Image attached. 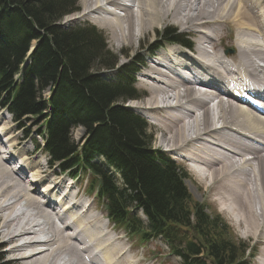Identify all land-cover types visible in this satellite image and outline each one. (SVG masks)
Segmentation results:
<instances>
[{
  "label": "bare ground",
  "instance_id": "1",
  "mask_svg": "<svg viewBox=\"0 0 264 264\" xmlns=\"http://www.w3.org/2000/svg\"><path fill=\"white\" fill-rule=\"evenodd\" d=\"M83 1L82 16L111 30L120 46L133 45L136 39L154 30L162 18H175L183 30L199 33V56L180 46H170L157 53L156 61L150 60L147 72L139 75L143 84L151 88L153 97H147V103L140 107L147 110L146 114L152 111L162 115L161 124L171 133L170 148L166 149L185 152V160L201 167L199 178L211 182L207 187L224 195L226 209L243 213V224L254 235L259 230V243L264 246V79L260 77L264 75V0ZM230 22L237 26L236 53H214L219 31H234ZM227 54L237 55L228 62L224 59L230 58ZM195 82L208 84L211 89L192 88ZM257 99H263L259 105L255 104ZM209 122L214 126L209 127ZM14 127L1 128L0 138V246H8L9 259L17 264H135L116 242L118 237L110 224L92 212L88 201L81 197L80 209L79 203L73 209L67 206L78 200L74 194L78 193V197L80 192L74 191L73 184L56 180L57 175L50 179L43 175L45 170L29 161L30 150H23L26 168L17 173L13 151L20 138ZM242 132H249L250 142L239 141ZM181 147L193 148L195 157L189 148ZM28 168L35 170L31 177L34 185L22 177ZM45 182L43 194L39 195V185ZM22 195L34 207V213H42L51 220L49 224L54 223L52 235L39 228L30 213L10 207L11 203H19L14 199ZM261 255L264 259V249Z\"/></svg>",
  "mask_w": 264,
  "mask_h": 264
},
{
  "label": "trees",
  "instance_id": "2",
  "mask_svg": "<svg viewBox=\"0 0 264 264\" xmlns=\"http://www.w3.org/2000/svg\"><path fill=\"white\" fill-rule=\"evenodd\" d=\"M76 11L77 0H0V106L17 122L35 117L43 126L40 135L46 131L44 151L51 165L77 169L76 178L83 173L88 192L129 235L161 238L181 264H252L256 249L248 254L250 244L192 198L183 180L190 177L187 171L152 147L146 120L123 105L139 97L140 60L118 65L120 58L92 24L63 29L60 20ZM158 40L150 51L164 41L192 45L173 26ZM96 58L101 64L93 63ZM102 69L116 71V78L103 77ZM77 125L86 131L80 147L71 137ZM99 156L112 172L94 161Z\"/></svg>",
  "mask_w": 264,
  "mask_h": 264
},
{
  "label": "rangeland",
  "instance_id": "3",
  "mask_svg": "<svg viewBox=\"0 0 264 264\" xmlns=\"http://www.w3.org/2000/svg\"><path fill=\"white\" fill-rule=\"evenodd\" d=\"M126 3H128V2L126 1ZM84 6H85V1L77 0L78 11H76L72 14H69V15L65 16L64 18H62L59 22V25L63 29L64 28L65 29L72 28L73 25H82V23H84V22H88L89 24L97 26L101 31H103V33L105 35L104 38H105V42H106V45H107V48L109 49V51L113 55L118 56L120 58L119 64H118L120 66H122L124 64H128V63H132L133 60L138 59V58L140 59L141 57L146 58V61H147L149 59V54H148L149 50L148 49L155 42L160 41V40H158L159 33L161 34L165 28L170 27V26L178 28L179 32H181V33H185V34L192 36L193 42H195V46L192 49L197 50L196 45L198 44V41H199L198 40L199 39V33L197 31H194V30L193 31L183 30V28H181V25L175 22L176 19L172 18V17L165 18V19L162 18V21L159 24H157V26L154 28V30H150V32L147 33L146 35H144L141 39H136L133 45L125 43V44H122L121 45L122 47H121L120 45H118V41L115 38L116 36H113L111 34V32H110L111 30H109L106 27L100 26L98 24V22H96L94 20H91L87 17L82 16V12L85 10ZM187 10H188V8H186L184 10V12H186ZM229 27H233L234 31H232V33H230L231 32L230 29H226V30L223 29V30L219 31V33L221 35L219 34V37H218L219 39H217V46L215 49L216 51L214 50V53H218L220 55H223V53L226 54L224 52L225 50H228L229 53H236L234 46H235V40L237 39V36L235 34L237 26L235 27L234 24H232L230 22ZM203 30H204V28H203ZM224 30L226 32H224ZM226 33L230 34V36H227ZM196 35H197V40H196ZM194 36H195V38H194ZM254 39L256 40V37H254ZM166 42L167 41H164V43H166ZM36 45H37V43L34 41L32 46H31V50L35 49ZM119 46H120V48H119ZM170 46H175V45H173L172 43H167V44H165L164 47H170ZM220 49H222V50L224 49V51L221 53ZM123 51L128 52L129 55H123L122 54ZM227 55L230 58H224V59L228 62H232L231 58H235L237 54H235V55L234 54H227ZM29 60L30 59L28 57L27 58L28 63H29ZM93 63L94 64H101L99 62V58H96ZM259 63H261V62H259ZM99 66L100 65H97V66L95 65L94 68H98ZM145 70H146V68H142V73ZM99 73L103 74L104 75L103 77H111L112 79L116 78V76H117L116 71L112 72L113 74H111V76H109L108 74H105L106 70H103V69L100 70ZM232 76L238 78L237 76H235L233 74H232ZM260 77L264 79V75L261 74ZM253 82H255L254 78H253ZM141 83H142L141 80L138 78L137 79V87L140 90L146 92V96H148L149 97L148 99L150 100L153 97L151 88L148 89L145 84L142 85ZM248 83H249V81H248ZM254 90H256V89L254 88ZM50 92L51 91L49 89H47L46 91L45 90L43 91V94L48 98ZM146 96H144V97H146ZM144 97L141 99H137V98L127 99V100H125L123 105L126 106L127 104H129L130 106H133V105L139 104V106H142V105L144 106L145 105L144 103H147L146 98L144 99ZM216 109H218V108H215V110ZM217 112H219V110H217L216 113ZM159 114L160 113L157 114L155 112H151L148 115L149 122L152 124V126L156 130V133H153L152 134L153 136H150V138L152 140V147H154L156 150L164 151L165 154H168L174 160L179 162V164L182 165L186 170L188 169V171L191 173L192 179L189 181L186 180V184L188 183L187 186L189 187L193 198L195 200H198L199 202H201L203 205H205L208 208L211 215H213L215 213L221 214L222 217L225 218L229 222L228 224H230L233 227V229L235 230V233L238 236L244 238L245 240L250 242L252 245H258V254H257V257L254 258L253 264H264V259L262 258V255H261L262 250L264 249V246L259 243V230H258L256 235L250 233L248 228L245 227V224H243V220H242L243 213L236 211V210L234 211L233 209H230V210L226 209V207L228 206L227 205L228 202L226 201V198L224 197V195L219 194L217 189L210 187L211 182H208V180L205 181L204 179L199 178L198 170H202V168L195 165L191 161L185 160L183 158L186 156L185 152H183V153L171 152V151H168L166 149L167 147H169L168 141H169V137H171L170 136L171 133L169 132L170 130H166L163 127V125L161 124L162 115L161 114L159 115ZM0 117H1V120H0L1 126L0 127H4L5 125L7 127L15 126L14 131L16 132V134L20 138V143H19V145H17L14 148L13 152L16 153L18 156H22L25 154L24 151L30 150V151H27L28 153L31 152L29 154L30 155L29 161L30 162H32V161L36 162L38 164L37 167L40 168L41 171L45 170V174H43V175H48L49 179H50V177L57 175L58 179H56V180L62 179L67 183L68 186L73 184V186L75 188L74 191L75 192L79 191L80 196L77 197L76 194H78V193H75L74 197L78 198V200L73 205H67V206L70 207V209H73L79 203L78 209H80V208H82L81 207L82 200L84 202L88 201V204L92 205V207H90V209L92 208V212H94L95 214H99V216L101 217V221H103L107 224H110V227L114 230V231L112 230V233L114 234V236L116 235L118 237V239L116 238V242L124 250H126L128 252V256L130 257V259L132 261L135 262V264H139V263L140 264H178V262H179L178 258H175V257L169 255V253H167V252H169V249L166 246V244H164V243L162 244L160 241H150V242H148V244L144 245L139 239L135 238L134 236H129L125 232L124 228H121L118 225H113L112 223H110L107 220L106 215L104 214L105 209L101 206V203L99 202V200L97 198L94 199L90 194H88L87 182L85 180L86 177L85 178L80 177L79 179H76V178L72 179L71 175H69V173H62V171L58 165L57 166H51L47 163V161H46L48 159L47 155H45L41 151V149L37 150L38 149L37 143L39 142L42 145L43 140L38 135L39 130H40V128H38V127H39L40 123L35 122L36 118L29 115L27 118H25L21 122L17 123L15 121H13V119L11 118V116L8 114V112L6 110H2L1 108H0ZM209 123H211V122H209ZM217 124H219V123H217ZM160 125H161L163 131H162V129H160ZM208 126L209 127L214 126V124L211 123ZM84 129H85V127L82 125L73 126L71 128V137L73 138V140L77 143V145L79 147L86 141V136H85L86 131ZM248 133L249 132H242L238 136L239 141L243 140L246 142H248V141L250 142V140L248 139V137H249ZM254 135L257 137V134L254 133ZM3 147L6 149L8 148L4 145H3ZM187 148H189V147H181L180 149L183 150V149H187ZM189 149L191 150L190 151L191 156L195 157L194 152H193V148H189ZM263 154H264V150H263ZM246 157H249V155H247ZM244 159L247 160L248 158L244 157ZM96 161L99 162L101 165H103L104 166L103 168H105L106 170H109L110 172L113 171L112 168L108 167V165L105 162L106 159L103 156H99V158H97ZM250 161H252V160H250ZM263 164H264V159H263ZM16 169L20 170V168H16ZM19 170H17V173L21 172V170L20 171ZM31 176H32V174H30L29 178H31ZM56 180H54V181H56ZM117 180L119 183H121V182L123 183L122 178H120V176L118 174H117ZM27 181H28V178H27ZM46 182L42 185H45ZM209 184H210V186H209L210 188L207 187ZM42 185H39L40 188H38V191L41 194H43L42 193L43 190H41ZM207 188H208V191H207ZM58 190H60V189H58ZM63 191L64 190L57 191L56 193H58V192L62 193ZM81 197H82V200H81ZM14 200L19 201V203L18 202L11 203L10 207H11V205H13L14 208L15 207L16 208H22V211H24V212L26 211V212L30 213L33 216V222L38 223L39 228H45V230L48 233V236L52 235L53 229L55 228L54 223L49 224L48 222L51 220H46V218L42 215V213H39V212L34 213V211H33L34 207L31 205V203L29 201L26 200L24 195L17 197ZM68 201H70V200H68ZM99 211H101V213ZM77 213H78V210H77ZM5 214H7V213H5ZM1 222L2 221L0 219V225H1ZM55 223L58 224V221L56 220ZM52 227H53V229H52ZM40 235H43V234L40 233ZM54 237H56V234ZM7 248H8V246H4V245L0 246V264H17V263H15L9 259L10 255H8L6 253Z\"/></svg>",
  "mask_w": 264,
  "mask_h": 264
}]
</instances>
